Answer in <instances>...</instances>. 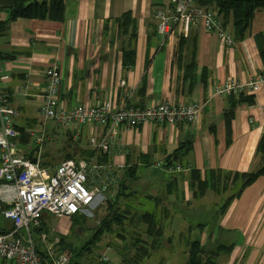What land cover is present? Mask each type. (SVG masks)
Instances as JSON below:
<instances>
[{
	"label": "crops",
	"instance_id": "crops-1",
	"mask_svg": "<svg viewBox=\"0 0 264 264\" xmlns=\"http://www.w3.org/2000/svg\"><path fill=\"white\" fill-rule=\"evenodd\" d=\"M170 4L171 0H65L63 21L20 18L0 35V58L9 76L0 81V91L8 96L16 112L15 122L21 131L17 140L20 152L41 163L45 153L36 144V137L33 140L36 119L32 114L40 111L44 101V71L53 66L62 73L61 101L68 108L107 99L118 106L124 98L131 105L141 107L158 102H198L202 107L200 117L192 123L165 126L149 123L121 128L116 147L106 154L107 163L98 161L97 155L101 152L89 144L92 135H106L107 127L85 124L77 130L66 129L68 139L76 146L73 153L66 152L64 156L80 153L79 158H85L94 151L96 155L90 159L117 168L129 188L135 185L139 194L150 188L149 195L162 197L164 205L170 208L169 216L161 218L164 224L161 242L152 250L146 264H185L188 259L184 256H188L190 241L183 234H190L192 225L202 223L194 222V213L210 192L202 198L193 197L188 179L191 168L201 170L203 175L212 168L253 171L261 162L257 148L264 132V84L252 93L253 104L236 106L230 131L226 122L228 96L214 94L216 85L227 80L247 83L264 69L255 39L258 32L264 31V11L256 12L245 39L227 46L215 33L207 31L201 21L187 31L178 26L167 35L160 34L157 13ZM127 12L135 20L137 29L135 64L129 69L123 66V51L129 35L122 34L118 22ZM7 17V12L0 11V21ZM225 26L234 32L232 20ZM181 37L196 45L185 47L182 62L194 58L198 65L197 81L191 89L183 82L184 69L176 56ZM203 68L207 69L205 75H202ZM122 81L125 86L121 85ZM83 130L89 134L86 144L82 143ZM23 133L29 136V141L23 142ZM51 137L48 135L46 140ZM187 141L191 145L172 157V165H180L183 171H169L157 165L165 163ZM56 166L46 165L50 170ZM148 166L161 167L170 175L165 189H157L151 178H142V169ZM132 167L137 177L128 180V170ZM170 182L172 188L168 192ZM153 187L162 193L155 195ZM221 215H214L218 223L204 230L201 242L208 249L218 244L234 245L232 252L221 258L222 264H264V176L248 186ZM5 221L0 229L11 225ZM178 253L183 256L182 260ZM109 254L120 261L114 252Z\"/></svg>",
	"mask_w": 264,
	"mask_h": 264
},
{
	"label": "built area",
	"instance_id": "built-area-1",
	"mask_svg": "<svg viewBox=\"0 0 264 264\" xmlns=\"http://www.w3.org/2000/svg\"><path fill=\"white\" fill-rule=\"evenodd\" d=\"M158 32L167 35L175 27L187 31L201 21L205 29L215 33L227 46H233L236 38L222 22L217 11L199 6L195 0H171V4L157 13ZM46 90L40 111L46 119L53 120L60 128H79L85 124L107 127V134L92 135L90 146L103 153H110L118 143L121 128H133L154 123L160 126L192 123L202 112L198 102H158L151 106L131 105L124 98L118 106L112 99L93 104H78L68 108L61 101L62 73L57 66L44 71ZM9 76L4 72L0 58V81ZM264 84V69L243 83L227 80L215 86L214 94L256 93ZM125 86V82H121ZM16 112L6 94L0 91V215L11 225L0 229V264H43L36 251L33 233L39 231L43 251L52 264H68L70 255L61 247L60 240H49L42 232L44 218L88 215L91 209L113 199L120 187L118 169L90 158L64 159L54 170L43 166L39 160L24 156L17 144L21 131L15 122ZM76 129V130H77ZM47 137L44 132L36 136L41 147ZM169 171H183L180 165L158 162ZM92 215V213L90 214ZM108 248L102 257L107 264H119L111 258Z\"/></svg>",
	"mask_w": 264,
	"mask_h": 264
},
{
	"label": "trees",
	"instance_id": "trees-1",
	"mask_svg": "<svg viewBox=\"0 0 264 264\" xmlns=\"http://www.w3.org/2000/svg\"><path fill=\"white\" fill-rule=\"evenodd\" d=\"M195 2L201 7L215 9L224 25L232 20L235 38L240 41L250 34L256 12L264 11V0H195ZM0 11L8 13L6 20L0 21L1 35L8 29L11 22L20 18L63 21L65 0H0ZM118 22L120 23V28L122 27V34L129 35V40L123 51V66L129 69L135 64L136 51L134 42L137 37L136 22L131 17L130 12L123 14L122 20H118ZM255 39L260 56L264 62V31L258 32L255 35ZM185 47H196V45L195 43L193 45L189 44L184 37L180 38L178 51L176 52L180 63L183 62ZM182 66L184 69L183 82L189 85L188 88L191 89L197 81L198 65L195 59L192 58L190 61L182 63ZM206 73L207 69L203 68L202 75ZM253 103V94L240 93L228 95V107L226 110L228 131H230L232 115L236 106ZM21 130L25 131V128H21ZM22 138L23 142L29 141V136L25 134ZM190 145V141L182 144L178 150L167 157L165 165L167 167L172 165V157ZM257 151L261 157V162L259 167L253 171H227L220 168H212L207 170L203 175L201 170L191 168L188 179L193 197L195 199L202 198L208 191L220 196L231 192L221 206V214H224L235 198L239 197L259 177L264 176V132L259 141ZM85 154L87 153L85 152ZM94 155H96L95 152L90 151L89 155L83 157L88 159ZM30 158L33 161L37 160L33 156ZM65 159H74V157L72 154L67 153ZM97 159L99 162L107 163L109 161L107 155L103 153L98 154ZM41 164L46 166L45 162ZM135 170L133 167L128 170V180H133L137 177L134 173ZM171 188L172 182L168 186V192L171 191ZM127 190H130L129 185H127L125 179H121L116 196L105 203V209H108V213L103 216L98 226L93 230L90 238L80 247L69 243L65 237H61V247L64 250H69L70 261L68 264H82L80 260L86 256L84 254L91 253L105 234L113 232H116L115 237L122 242L121 248H116L121 256L120 264H144L147 259L151 258L152 250L159 246L161 237L163 236L164 224L161 218L169 216L170 208L164 205L162 197L148 195L146 198L154 202V210H141L138 206L144 203L139 201L137 195L139 193ZM122 197H126V201L138 199V203H120ZM86 216L73 215L71 218L73 223L80 225L81 221L84 223L87 220ZM127 219L129 220L128 224L134 228L127 235L129 237H126L122 233V227L125 228V220ZM203 224L197 223L192 225V229L201 228ZM115 226L117 229H115ZM233 248L234 245L218 244L216 247L208 249L201 240H192L189 243L188 259L185 264H222L219 262L220 258L228 256ZM36 251L43 264H52V261L40 245H36ZM101 264L107 263L102 261Z\"/></svg>",
	"mask_w": 264,
	"mask_h": 264
},
{
	"label": "rangeland",
	"instance_id": "rangeland-1",
	"mask_svg": "<svg viewBox=\"0 0 264 264\" xmlns=\"http://www.w3.org/2000/svg\"><path fill=\"white\" fill-rule=\"evenodd\" d=\"M35 119H36V125L33 128L35 136H33V140L37 135H40L44 130L46 137L48 139V135L52 136L49 140H46V142L43 144L44 146H41L42 151H44L43 158L41 159L42 161L46 162L47 166L48 165H58L60 164L64 159H65V153L66 152H74V146H76L75 142H72L71 140L68 139L67 137V131L65 128H59L56 123L53 120L46 119L45 116L41 113V111H37L32 114ZM17 122L23 123L19 118H16ZM55 127V133L52 131V128ZM54 128V129H55ZM84 133L82 132L83 139L82 143L86 144L87 140L89 139V134L86 132V130H83ZM41 151V150H40ZM80 154V153H79ZM76 155L73 154V157L76 159H79L81 155ZM37 155V152H36ZM46 161H45V160ZM143 174L142 178H151V181L153 180V185L158 189L159 187H162L165 189V185L167 183V180L170 179V175L165 174L162 170L161 167H144L142 169ZM120 179L124 180V175L122 172H118ZM155 187L151 188L153 193L155 195H159L161 193L157 192L155 190ZM150 188L148 191H142L138 195L139 201L144 203L143 205L138 206L141 210H154V202L146 198L150 193ZM130 192H137L136 191V186L131 185V188L129 190ZM140 192V191H139ZM227 195H222L219 196L213 192H208V194L205 195V197L199 202L201 208H199L197 211H195L194 215V222H204L203 226L201 228H195L192 229L190 234H183L184 239L189 242L192 240H202L203 239V233L204 230L207 229L209 230V226L211 227H216L218 223V217L214 219V215H220L221 214V206L224 204ZM126 197H122V200L120 203H138V199L135 201H126ZM195 208V207H194ZM194 208H192V212L194 211ZM197 208V207H196ZM121 210H122V205H121ZM90 214L86 216V221L83 223L81 221L80 225L73 223V220L71 216H61L57 217L54 215H47L44 218V223H43V228L42 232L46 233L49 238V240L59 239L61 241V237H65V239L69 242L72 243L73 245L80 247L84 242H86L90 236L93 233V230L98 226L99 222L103 218L105 214L108 213V209H105V204L97 207L96 209H91ZM220 211V212H219ZM222 214L221 216H223ZM5 219L0 215V228L4 226ZM206 222V223H205ZM129 220H125V225L123 228L122 227V233L126 235L131 233L134 228L130 226ZM190 224V222H189ZM178 228V226H176ZM115 229L117 227L115 226ZM121 229V228H120ZM188 230V227L185 228ZM128 231V232H127ZM41 234L39 231H36L33 233V240L35 242V245H40L41 248L43 249V244L41 242ZM116 232L110 233V234H105L101 241L96 245L95 249L91 253L84 254L86 255L84 258H82L81 263L82 264H101V259L104 255V253L108 250V248L113 249L114 254H116L119 259L121 258L120 254L116 250L121 248L122 242L120 239L115 237ZM206 234V232H205ZM116 241V242H114ZM179 242V241H178ZM190 243V242H189ZM188 243V244H189ZM184 244V242H183ZM183 244L181 245L180 249L183 250ZM186 247V245L184 244ZM66 251L69 252V250L65 249ZM72 255V254H71ZM115 256V255H114ZM177 256V255H176ZM178 257L180 260L183 257L182 255ZM185 260L188 258V256H184ZM150 261V259H149ZM221 262V258L219 260ZM120 264V261H119ZM146 264V263H144Z\"/></svg>",
	"mask_w": 264,
	"mask_h": 264
}]
</instances>
